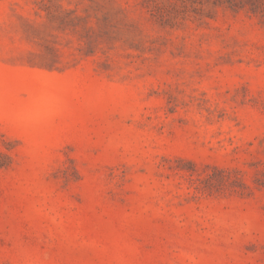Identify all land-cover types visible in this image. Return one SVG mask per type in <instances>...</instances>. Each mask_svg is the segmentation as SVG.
Returning a JSON list of instances; mask_svg holds the SVG:
<instances>
[{"label": "rangeland", "instance_id": "rangeland-1", "mask_svg": "<svg viewBox=\"0 0 264 264\" xmlns=\"http://www.w3.org/2000/svg\"><path fill=\"white\" fill-rule=\"evenodd\" d=\"M0 264H264V0H0Z\"/></svg>", "mask_w": 264, "mask_h": 264}]
</instances>
